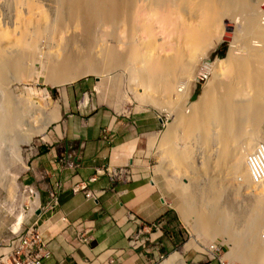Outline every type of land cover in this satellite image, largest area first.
Returning a JSON list of instances; mask_svg holds the SVG:
<instances>
[{"label": "rangeland", "instance_id": "obj_1", "mask_svg": "<svg viewBox=\"0 0 264 264\" xmlns=\"http://www.w3.org/2000/svg\"><path fill=\"white\" fill-rule=\"evenodd\" d=\"M4 1L0 0V8ZM80 1L81 5L86 2V0ZM257 1L259 0H246V3L255 4ZM179 2L180 0H172L170 4L167 3L163 6L168 9L165 8V11H163V7L161 9L166 14L170 12L175 14L174 17H179L182 13L181 10L180 13L177 11L179 10ZM58 3L59 0H45L43 5L49 11L55 9L62 13ZM146 3L145 0H134L132 6L124 4L125 6L120 8V12L111 17L115 24L109 23L101 28L94 25L88 17L76 15L75 18V16L69 15L64 18V22L55 25L40 40L34 41L32 40L35 36L33 32L28 31V36L22 27L19 30L15 29L14 24L18 21L17 17H13L14 19L5 18L2 14L3 10L0 9V118L6 114V110L13 111V109L18 108L17 110H22L25 115L23 124L25 125L24 129H26L29 125L40 128L51 114H55L57 117L44 131L35 134L30 143L22 145V158L25 163L14 167L13 172H10L12 176L5 177V184L0 183V248L21 228L34 222L40 205V198L32 182V161L38 153V146L42 139H45L48 131L59 122L62 106L66 101L67 88L76 83L87 82L88 87L91 88L89 93L91 103L93 102L92 99L97 100L99 98L103 106L111 107L116 111L123 113L125 111L132 113L134 111H147L159 117L160 120L162 119L158 135L151 140L150 176L174 208L175 217L181 225L183 241L177 252L183 255L181 258L186 261L185 264H207L214 257H219L227 264H264V261L262 263L255 255H251L250 251L242 250L237 242L235 243L233 237L235 235L241 237L239 228H233L229 235L221 231L222 228L217 223V219L209 223L204 219L207 218V213L212 211L210 209L213 200H210L206 195L210 193L208 190L210 184L216 186L215 189L210 190H214L213 192L221 197V199L218 197L219 203H223L225 208L229 209L228 216L231 219H235V214H237L243 220L241 214L248 213L253 208L255 199L253 201V198L243 196L249 191L245 179L243 178L244 183H242L239 178L241 175L239 176V173L233 175L234 171L228 166L229 163L222 162L224 160L222 155H225L222 153L223 147L224 149L226 147L227 149L239 147L237 150L239 153L237 152L234 156V162H239L244 154L243 143L238 144L234 141L231 142V139L228 140L230 142L223 139L226 141L225 144L223 140L218 143V140L216 144L204 146L200 141L210 137L215 131L220 132L221 129L210 121L204 120L199 132L196 133L194 130L197 124L194 123L191 126L190 121L187 122L195 108L193 104H197L204 97L206 88L220 81L223 85L217 91L218 96L224 97L226 95L224 85L230 83L231 80L226 71L227 67H231V65L227 63L226 57L231 56V54L241 56L246 54L248 49L236 45L231 52L232 37L226 41L222 38L216 49L210 54L208 53L209 55L198 54L200 51L202 53L204 49L206 50V48L201 47L197 53L200 58L195 60L191 57L193 53H190L191 50L189 52L184 50V47H171V42L166 45L163 44L167 42L164 39L167 34L164 33L163 28L165 17L162 16L165 14L160 8L158 11L157 9L153 11L147 9L148 3ZM261 8L264 9V3ZM15 11L13 9L12 14ZM188 11L190 9L187 10V13ZM242 11L243 9L239 12L232 9L228 15L234 13L240 15L239 13H243ZM157 12L162 13L158 15ZM155 15L162 16L159 19L156 18L154 26L158 24L157 26L160 27L155 26L157 30L154 31H157V36L160 34L158 36L159 43H163L160 44L159 51L158 48L151 51L143 48V46H138L141 50L139 53L147 57L152 54L156 55L158 52L161 57L156 55L157 58L166 60L171 59L177 53L185 52L186 58L184 57L181 63L184 64L185 60L187 62L182 66L178 65L176 69L178 71L174 70L173 74L172 72L168 74L169 77L173 78L171 90L162 88V83L160 84L161 87L158 86L163 90L162 93L157 87L150 86L148 88L144 85L145 82L134 80L133 71L142 69L143 66L135 63L131 52L133 48L130 47L134 39L136 28L134 26H138L140 22L143 23L142 19L150 22L149 19H153V16L156 17ZM139 16L141 19L138 23ZM136 19L138 20L136 21ZM241 19L238 21V37L244 34ZM143 31L138 32L141 37L145 38L147 32ZM217 31L218 29L211 35H218ZM169 39L172 38L169 37L168 41H170ZM27 41L33 42L34 45L32 43L29 45L30 43H26ZM178 50L182 52H177ZM187 55L189 56L187 57ZM203 72L206 74L199 78L198 76ZM142 73L141 75H143ZM51 88L55 89L54 93L51 92ZM195 94L198 97L193 99ZM249 96L254 98L253 93H250ZM87 101L88 96L85 97V103ZM177 102H182L183 124L180 133L175 132L176 129L172 127L177 124L175 115ZM226 112L225 108H221L218 110V115L223 117L227 114ZM251 113L253 120L247 121L249 123L245 125V128L247 130L254 129L257 134L255 137L257 139L259 137L258 141L260 142V139L264 138V97L255 103ZM27 123L29 125L26 126ZM177 135H180L184 142L183 147H187L190 154L189 161L185 164L183 162H181L182 164H174L167 153L170 149L171 137ZM167 147L168 149H165ZM247 155L248 153L243 156L247 158ZM176 162L178 161L176 160ZM194 181L197 187L190 200L193 201L192 204L190 202V213L186 217L178 207L177 201L181 196L176 191L183 186V183L189 184L190 182L194 183ZM236 190L240 192L239 197L234 194ZM202 198L203 201H201ZM239 216L236 220L240 221ZM239 221L238 223H240ZM191 244L194 245L187 250ZM196 257L201 260L198 262L195 260Z\"/></svg>", "mask_w": 264, "mask_h": 264}, {"label": "bare ground", "instance_id": "obj_2", "mask_svg": "<svg viewBox=\"0 0 264 264\" xmlns=\"http://www.w3.org/2000/svg\"><path fill=\"white\" fill-rule=\"evenodd\" d=\"M171 1L172 0H145V2L148 3H146L148 6L145 7L147 9H151L152 11L155 9L158 11L159 8L161 11L163 9V11H165V8H168L163 6L167 3L170 4ZM44 2L45 0H5L0 9L3 10L2 14H4L3 16H5V18H13L16 16L18 21L15 22L14 28L19 30L22 27L23 31L27 32V35L28 31L33 32L35 35L34 39H32V37L29 38L34 41L40 40L47 32H50L51 28L60 22H64V18L69 15H73L75 18L76 15L78 17H88L93 21V24L97 25L99 28L104 27L109 23L115 24L114 19L111 17H113L114 14L116 15V13H119L120 8L123 6L133 4L134 0H86V2L82 3L83 5H81L80 0H59L58 7L62 13L55 9H51L49 11L46 9V6L43 5ZM263 3L264 0H259L255 4H247L246 0H196L195 2L194 0H180L178 7L179 10L177 11L180 13L181 10L182 13H180V15H182H179V17L177 16L178 18L176 16L175 18V14L173 13L169 12V14H166L162 11L166 15H162L165 17L163 21L164 33L167 34L166 37H164L167 42L164 43H159L158 36L160 34L157 36V31H154L157 27H160L157 26L158 24H155V26H157L155 27L154 22L157 20V17L158 19L161 18V15H155L156 17L153 16V19H149L150 22H146L142 19L143 23H141V16L138 18L139 21L136 19V21L138 23L140 22V24L138 26H134V28L136 27L134 31V39L132 40L133 44L130 47L133 48V51L131 50L133 60L135 63L142 65L143 68L133 71L134 80L136 82H145L144 85L148 86V88L152 86L155 88L157 87L158 89V86L162 83V88L171 90L173 78L169 77L170 75L168 74L171 72L173 74L174 70L178 71L176 70L178 65L182 66L185 64L186 60L184 61V64L181 63L185 57V52L177 53L171 59L164 60L157 58V56H160L158 55V52H156L157 56L152 54L145 57L142 53L140 54L139 52H141V50L139 48L142 46L143 48L145 47L151 51L157 50L158 48L159 51L161 43L166 45L168 42H171V47H184L183 49H186V51L191 50V52L189 51L190 53L193 52L191 57L197 60L200 58V55L198 54L209 55L222 41L224 34L231 32L232 45L230 51L232 52L235 49L234 46L236 45L246 48V50L248 49L247 53L242 54L241 56L231 54V56L226 57L228 61L227 63L231 65V67H227L228 69L226 68L229 78L231 77L230 83L224 85V88L226 87V95L224 97L218 96L217 91L223 84H221L220 81H217L205 89V93L203 94L204 97H200L202 99L199 100L197 104H193L195 108L191 117H188L187 122L190 121L191 126L194 123L197 124V127L194 130L196 133L199 132L204 120H206V122L210 121L221 129L220 132L215 131L210 137L201 140L200 142L204 144V146L214 143L216 144V141L218 140V143H220L223 139H226V141L231 139V142L234 141L238 144L243 143V155H246L247 153H250L260 142L264 143V138H261V141L259 142V137L258 139L255 137L256 131L254 129L247 130V128H245V125L249 123L247 121L253 120L251 112L254 109L255 103L264 97V9L261 8ZM161 7H163V9H161ZM13 9L16 11L12 14ZM188 9H190V11H188L189 14L187 13ZM232 9H235L238 12L243 9V13H239L240 15H236V13L228 15ZM162 12L157 13L159 15V13ZM240 19L242 25L244 26H242L244 28V34L243 36L240 35L238 37L237 27ZM217 29L218 35H211L214 34ZM143 30L147 32V36H145V38L143 36L141 37L138 32H142ZM169 37L172 38V41L170 39V41H168ZM30 41H27L26 43L34 45V43ZM138 46L140 47L138 48ZM201 47L206 48V50L204 49L202 53L201 51L199 52ZM183 49L182 51H184ZM182 51L178 50L177 52ZM112 53L114 52L112 51ZM153 55L154 57H151ZM188 56L189 55H187V57ZM208 69H211V67H208ZM141 72H143V75H141ZM159 89L160 93H162L163 90L161 88ZM250 93H253L254 98L249 96ZM158 102L160 101L158 100ZM175 107L177 124L172 127L173 129H176L175 132L180 133V128L183 124L182 102H177ZM221 108H225V110H227V114L223 117L218 115V110ZM17 109H13V111L6 110V114L4 116L2 115L3 117L1 116L0 118V183L3 182V184H5V177L12 176V173L10 172H13L15 166L25 163L22 158V145L24 143H30L35 134L44 131L49 126L51 121H54L57 118L55 114H51L47 117L44 124H42L40 128L32 127V125L27 123L26 126H29L24 129L25 125L23 124V117L25 115L22 110ZM224 140L223 143L225 144L226 141ZM226 145H228V143H226ZM230 145L232 146V144ZM169 146L170 149L167 153L170 160H172L174 164H182L181 162L185 164L189 161L190 154L187 151L188 148L183 147L184 142L182 141L180 135L171 137ZM165 149H168V147ZM237 150H239V147L233 149H227V147L224 149L223 147L222 153L225 155L223 156L221 154L224 158L222 162L224 163L225 161L226 163H229L228 166H230L231 170L234 171L233 175L238 173L239 176L241 175L239 178L242 183H244L243 178L245 179L249 191L244 193L243 196L255 199L253 208H251V211L248 209V213L241 214L243 216V220L240 218L241 216L238 215L242 222H240L241 220H236L238 217L237 214H235V219H231L228 216L229 209L225 208L226 206H224L223 203H219L218 197L220 199L221 197L213 192L214 190H210L215 189L214 187L216 186H212V184H210V189H208L210 193L206 195H208L207 197L210 200H213V202H211L213 209H210L212 210L211 213H207V218L204 219H206L208 223L217 219V223L222 228L221 231L226 234L232 232L233 228H239V230H241V237H236L235 235L236 238L233 237L235 243L237 242L238 246H240L239 248H242V250L250 251L252 253L251 255H255L263 263L264 240L261 237V228H264V192L260 188L258 189L255 185H253L247 171L245 162L246 157L242 155L239 162H234V156L237 152L239 153ZM176 160L178 162H176ZM195 185V181L194 183L190 182L189 184L183 183V186L176 191L177 194L181 196V198L177 201L178 207L186 217L190 213V202L191 204L193 202L190 200L195 194V189L197 187V185ZM234 194L239 197L240 192L236 190ZM201 201H203V198ZM216 202L217 205H215ZM244 209L247 210L245 207ZM238 221L240 223H238Z\"/></svg>", "mask_w": 264, "mask_h": 264}, {"label": "crops", "instance_id": "obj_3", "mask_svg": "<svg viewBox=\"0 0 264 264\" xmlns=\"http://www.w3.org/2000/svg\"><path fill=\"white\" fill-rule=\"evenodd\" d=\"M90 89L87 82L67 88L59 122L32 161L40 198L35 221L50 250L43 264H185L177 252L181 225L150 176V145L160 131L159 117L116 111L99 98L91 103ZM108 166L130 168V179L100 173ZM57 183L58 204L52 206L49 193ZM75 185H87L97 198L73 192ZM137 232L140 240L133 245ZM207 264L227 262L214 257Z\"/></svg>", "mask_w": 264, "mask_h": 264}, {"label": "built area", "instance_id": "obj_4", "mask_svg": "<svg viewBox=\"0 0 264 264\" xmlns=\"http://www.w3.org/2000/svg\"><path fill=\"white\" fill-rule=\"evenodd\" d=\"M206 73H201L199 78H202ZM125 113H132L126 112ZM162 120V119H161ZM83 145H81L82 147ZM62 162H66L67 159H61ZM75 164V162L73 163ZM247 171L249 173L250 179L258 189L260 188L264 192V143L260 142L250 153H248L246 158ZM106 173L116 180L130 179L131 172L130 168H111L105 167L100 170V173ZM97 174L91 178V181L97 180ZM61 185L57 183L53 189L50 191V204H58V193ZM257 189V190H258ZM84 191L87 198L96 199V193L93 190L88 189L87 185H75L73 187V192ZM66 218L63 217V220ZM140 232H137L131 243L136 245L138 240H140ZM261 237L264 240V228L261 233ZM86 240L85 237H82ZM0 264H43L45 259L50 256V250L47 244L43 240L42 232L34 221L32 224L21 228L16 232L7 243L0 248ZM113 262V260H112Z\"/></svg>", "mask_w": 264, "mask_h": 264}, {"label": "water", "instance_id": "obj_5", "mask_svg": "<svg viewBox=\"0 0 264 264\" xmlns=\"http://www.w3.org/2000/svg\"><path fill=\"white\" fill-rule=\"evenodd\" d=\"M231 38V32H228V33H225L224 34V36H223V40H229ZM197 94H195L194 96H193V99H196L197 98ZM40 211H37V213H39Z\"/></svg>", "mask_w": 264, "mask_h": 264}, {"label": "trees", "instance_id": "obj_6", "mask_svg": "<svg viewBox=\"0 0 264 264\" xmlns=\"http://www.w3.org/2000/svg\"><path fill=\"white\" fill-rule=\"evenodd\" d=\"M50 90H51V92H52V93H54V92H55V89H54V88H51Z\"/></svg>", "mask_w": 264, "mask_h": 264}, {"label": "clouds", "instance_id": "obj_7", "mask_svg": "<svg viewBox=\"0 0 264 264\" xmlns=\"http://www.w3.org/2000/svg\"><path fill=\"white\" fill-rule=\"evenodd\" d=\"M159 120H160V118H159ZM160 122H161V120H160ZM38 209H40V208H38ZM35 221V220H34ZM38 224V223H37ZM1 251V250H0Z\"/></svg>", "mask_w": 264, "mask_h": 264}]
</instances>
